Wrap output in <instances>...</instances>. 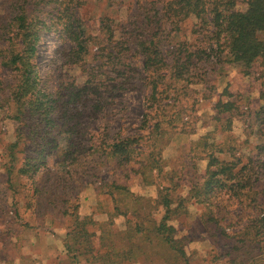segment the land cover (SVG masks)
Here are the masks:
<instances>
[{
    "label": "rangeland",
    "instance_id": "rangeland-1",
    "mask_svg": "<svg viewBox=\"0 0 264 264\" xmlns=\"http://www.w3.org/2000/svg\"><path fill=\"white\" fill-rule=\"evenodd\" d=\"M168 1L31 0L26 6L36 18L38 40L32 61L42 94L66 98L69 88L85 80L88 68L102 71L98 77L107 82L114 78L117 82L115 88L108 87L111 91L106 94L107 103L101 112L91 113L93 103L81 106V135L72 139V147L77 146L81 153L77 151V158H67L64 138L57 130H50L39 116L24 113L19 120L13 118L14 105L8 96L19 76L2 59L12 46L7 38L15 39L17 33L12 19L20 3L0 0V29L1 24L11 29L6 39L0 38V264H71L64 247L70 217L64 211L72 212L75 204L80 218L89 216L96 222L92 227L96 232L92 238L94 249H98L96 255L109 251L106 257L111 260L96 258L81 264H251V248L241 247L232 237L257 216L250 198L220 192L210 202L201 203L187 197L191 184L203 177L210 153L225 162L264 157V151L257 156V146L264 144V64L255 62L245 74L241 67L219 61L211 50L217 49L212 26L191 15L172 28L166 13ZM154 11L161 18L156 31L162 34L159 49L169 64L174 54L186 61L187 56L198 51L202 56H190L183 79L169 76L173 68L160 72L165 78L159 80L153 103L150 84L155 77L144 69L141 48L130 36L138 25L147 27L145 22ZM75 18L91 34L90 47L97 55L85 65L73 53L68 35L77 27ZM11 22L13 27L9 26ZM107 28L114 35V43H108ZM101 40L106 42L101 44ZM120 40L122 44H115ZM222 56L223 53L219 58ZM108 59L114 60L113 66ZM218 101H232L234 108L218 113ZM156 122L159 129L153 135L162 132L157 137L162 172L150 173L141 167L139 159L145 160L144 154L134 153L136 156L127 163L94 151L126 136L139 137L132 144L134 151H147L154 142L150 140V129ZM23 168L28 173H19ZM139 169H143V174L138 173ZM113 184L149 200L157 199L164 186H169L174 198L186 197L185 209L174 213L169 221L184 247L186 260L163 247L156 249V255L151 254L152 249L143 238L135 240L141 247L134 248L129 261L114 256V249L120 250L127 243L126 206L143 213L139 217L130 215V219L147 228L150 222L145 216L158 220L163 209L150 213L145 201L125 205L127 201L121 199ZM262 187L264 181L255 185L258 190ZM115 206L127 211L126 216L116 213ZM102 233L113 243L107 241L100 246L97 237ZM51 243L58 246L59 252L47 258L45 246L50 247ZM35 244V253L42 257L31 253Z\"/></svg>",
    "mask_w": 264,
    "mask_h": 264
},
{
    "label": "trees",
    "instance_id": "trees-1",
    "mask_svg": "<svg viewBox=\"0 0 264 264\" xmlns=\"http://www.w3.org/2000/svg\"><path fill=\"white\" fill-rule=\"evenodd\" d=\"M14 1L20 3L18 13L12 19L13 26L15 25L17 31L14 34L15 39L6 37L11 32L7 24H4V26L1 24L0 29V38H7L10 46L12 44L11 50L5 55L4 60L2 59V63L16 70L19 76L18 82L11 87L8 96L9 101L14 105L13 118L19 120L24 113L39 116L50 130H57L58 135L64 138L66 142L63 150L65 157L77 158L78 148L77 146L72 147V139L81 135V123L78 120L83 112L81 106L85 102L93 103L91 113L98 114L107 103L106 94L111 91L108 87L115 88L117 82H115V78L111 83L107 82L106 79L98 77L103 75L102 71L88 68L85 72V80L80 85L77 84L69 88L66 92V98L60 96L51 98L52 95L42 94L38 88L37 73L32 61L38 40V29L35 23L36 18L31 16L26 8L31 0ZM166 13L172 28L179 21L191 15L199 18L202 24L211 25L213 28V41L217 46V49L211 50L216 53L219 61L221 60L224 64L237 65L243 69L245 74L248 73L255 62L261 61L264 64V36H262V33H264V0H169L166 5ZM63 14L66 15V10L63 11ZM70 17L69 14V20ZM74 22L77 23V27L70 30L68 34L73 42L72 51L85 65L90 58L97 57L90 47V44H93V38L86 31L82 22H79V18H75ZM160 22L161 18L154 11L150 15V19L145 22L147 27L140 28L138 25L135 34L130 36V40L141 48L144 69L152 77H155L150 84L152 90L150 99L153 103L159 80L165 78V75H161L160 72H170L173 68L169 76L176 80L183 79L190 56H202L198 51L187 56L188 61H186L179 60L174 54L173 62L169 64L159 49V44L163 41L162 34L156 32L159 30ZM9 26L13 27L12 22ZM66 27H68V24H66ZM106 31L108 32V43H114L112 42V36L114 35L111 30L107 28ZM104 42L106 40H101V44H104ZM122 43L121 40L115 42V44ZM101 49L105 48L102 47ZM222 53V58H219ZM110 55L112 53L108 54V56ZM107 61L113 66L114 60L108 59ZM215 107L218 108V113H223L231 111L234 105L232 101H218ZM155 129H159L158 122L150 129V140H153L154 144L152 143V148L147 151L138 152L132 149V144L139 139L136 136L119 138L111 143L104 144L102 149L94 148V151H101L127 163L131 161L132 157L136 156L135 154H144L146 159H139V165L146 168L147 172L150 173L152 171L162 172L160 149H157V143L160 140L157 137L161 136L162 132L153 135ZM16 144V142L13 143L11 147ZM257 148L259 149L257 156L262 155L264 144L258 145ZM221 151V148H219L218 152ZM78 153L81 152L78 151ZM19 171L21 174L28 173L26 168ZM142 171L143 169H139L138 173ZM260 175H264V157H259L257 160L249 158L248 162H242L241 159L225 162L210 153L203 177L198 182L191 184L187 197V199L194 198L201 203L210 202V199L216 197L220 192H227L233 197L250 198V203L257 210V216L250 218L241 230L233 233L232 237L241 247L251 248V264H264V187L259 188V190L255 188L257 182L264 181V176ZM147 179L143 178L144 181H147ZM113 188L117 190V194L121 196L122 200L125 198L127 201L125 205L132 203L135 206L137 203L134 202L145 201V205L150 206V213L152 210L163 209V214L158 220L149 214L145 216L144 219H147V223L150 222V226L147 228L141 222L131 221L132 219H130V215L139 217L143 213L138 211L137 208L132 209V206H126V210L129 211V217H127L128 227L125 233L127 243L120 250L114 249V256L119 255L120 259L129 261L133 258L134 248L140 249L141 247L137 246L135 240L143 238L150 247V251L152 249L151 254L156 255V249L163 247L186 260L184 247L174 235V226L169 223L174 213L185 209L184 201H186V197L176 195L174 198L169 191V186L161 187L158 191V198L155 200L133 195L127 187L122 185L113 184ZM110 193L113 195V192ZM173 203H175L174 207H172ZM115 207L116 213L126 216L127 211ZM76 208L75 204L72 212L64 211V214L70 217V224L64 242L66 259L71 264H81L83 261H92L96 258L110 260L106 257L109 255V251L106 253L99 252V257L96 255L98 249H94L92 239L96 235L94 228H92L96 224L95 220L89 216L80 218L76 213ZM97 238L100 246L110 241L106 233L100 234ZM234 248L240 249L238 246ZM117 251H121L120 254ZM61 259V257H58V260ZM111 263L115 264V262Z\"/></svg>",
    "mask_w": 264,
    "mask_h": 264
},
{
    "label": "crops",
    "instance_id": "crops-1",
    "mask_svg": "<svg viewBox=\"0 0 264 264\" xmlns=\"http://www.w3.org/2000/svg\"><path fill=\"white\" fill-rule=\"evenodd\" d=\"M39 242H41V241H39ZM45 248H48V250H47V252H48V255L46 256L47 258L48 257H54V256H56L57 254H58V252H57V249H58V246L57 245H52V243H51V245H50V247H47V246H45ZM24 252L22 251V254L23 255H25L26 254V250H25V247H24ZM30 250H32V254L34 255V257H42L40 254L38 255V254H36L35 252H37L38 253V250H37V244H35V247L34 248H30ZM46 259V258H45Z\"/></svg>",
    "mask_w": 264,
    "mask_h": 264
}]
</instances>
